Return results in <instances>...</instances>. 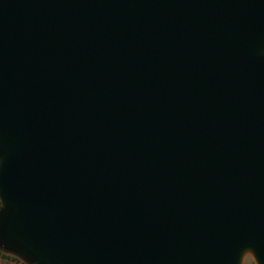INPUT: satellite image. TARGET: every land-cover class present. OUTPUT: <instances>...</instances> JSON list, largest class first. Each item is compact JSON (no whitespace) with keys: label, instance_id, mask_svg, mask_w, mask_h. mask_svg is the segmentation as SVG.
<instances>
[{"label":"water","instance_id":"1","mask_svg":"<svg viewBox=\"0 0 264 264\" xmlns=\"http://www.w3.org/2000/svg\"><path fill=\"white\" fill-rule=\"evenodd\" d=\"M0 246L264 264V0H0Z\"/></svg>","mask_w":264,"mask_h":264},{"label":"rangeland","instance_id":"2","mask_svg":"<svg viewBox=\"0 0 264 264\" xmlns=\"http://www.w3.org/2000/svg\"><path fill=\"white\" fill-rule=\"evenodd\" d=\"M0 264H30L25 261L16 251L0 246ZM239 264H258L255 260L252 250L247 248L243 251Z\"/></svg>","mask_w":264,"mask_h":264},{"label":"trees","instance_id":"3","mask_svg":"<svg viewBox=\"0 0 264 264\" xmlns=\"http://www.w3.org/2000/svg\"><path fill=\"white\" fill-rule=\"evenodd\" d=\"M0 255H1V253H0Z\"/></svg>","mask_w":264,"mask_h":264}]
</instances>
